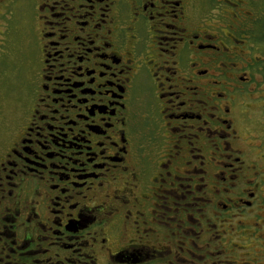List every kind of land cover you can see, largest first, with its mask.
<instances>
[{"label": "flooded vegetation", "instance_id": "flooded-vegetation-1", "mask_svg": "<svg viewBox=\"0 0 264 264\" xmlns=\"http://www.w3.org/2000/svg\"><path fill=\"white\" fill-rule=\"evenodd\" d=\"M262 22L264 0H0V264H214L210 229L264 209L236 113Z\"/></svg>", "mask_w": 264, "mask_h": 264}, {"label": "rangeland", "instance_id": "rangeland-1", "mask_svg": "<svg viewBox=\"0 0 264 264\" xmlns=\"http://www.w3.org/2000/svg\"><path fill=\"white\" fill-rule=\"evenodd\" d=\"M261 28L262 31L260 33L257 31L258 35L251 38L253 39L250 44L252 49L245 50L246 54H250L245 56L247 59L253 57L257 61L254 76V78H257V83H254L251 88L250 86L247 87L250 88L249 92L245 88L246 94H240L241 98L238 101L241 103V108L236 113L239 118L246 119L242 137H251L250 140L242 143V146L247 148L248 153L245 159L253 154L255 165L260 171L264 172V22H262ZM4 67L3 70L6 74L4 73L3 76V84L0 82V91L3 90V87L4 89L8 88L7 90L11 89L12 86L9 82H13L12 73L10 72L9 75L6 71L9 70L10 66H6V69ZM8 95H5L7 97L4 100L3 94L0 95L3 100V103H1L2 100L0 102V107L5 105V109L10 112ZM0 112H2L1 109ZM246 144L252 148H248ZM260 156L263 159L259 158ZM258 177L264 179V174ZM249 212L243 218L239 214L240 211L233 213L238 214L237 217L226 215L230 223L227 225L220 223L210 229L208 236L215 245L212 250L214 264H264V209L249 210ZM243 225L248 226L245 232L241 230ZM206 238H201L198 241L201 247L204 246ZM201 263L211 264L210 261H201Z\"/></svg>", "mask_w": 264, "mask_h": 264}]
</instances>
